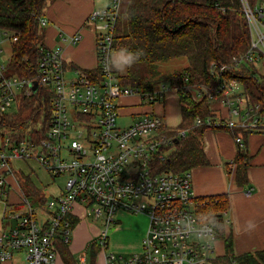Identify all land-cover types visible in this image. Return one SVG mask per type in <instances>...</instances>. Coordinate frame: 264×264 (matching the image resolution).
I'll return each mask as SVG.
<instances>
[{
	"label": "built area",
	"instance_id": "1",
	"mask_svg": "<svg viewBox=\"0 0 264 264\" xmlns=\"http://www.w3.org/2000/svg\"><path fill=\"white\" fill-rule=\"evenodd\" d=\"M239 1L249 30L248 48L233 56L229 64H211V68L224 73L248 64L254 77L264 75L260 70L264 67V0ZM119 4L120 0H113L111 7L93 10L87 17L96 33L98 59V71L90 76L84 70L69 68L60 47L38 46L34 77L6 74L7 64L0 57V121L3 114L11 112L5 109L17 104L21 96L38 90L50 96L48 122L44 116L39 117L37 131L32 132L30 126H0V187H6L8 176L14 173L9 162L13 157L35 159L52 177L66 173L64 190L48 198L45 207L39 205L45 210L40 221L21 191V206L10 215L16 218V225L0 232V262L23 253V264H56V238L69 243V215L75 216L73 207L78 204L92 219L104 223L95 242L102 248L105 264H213L214 229L199 221L194 212L197 196L189 172H154L150 164L161 146L171 143L167 131L175 130L177 137H184L187 129L165 127L161 115L153 111L134 115L122 127L116 123L118 100L123 96H138L141 104L152 105L164 100L168 92L193 94V87L199 99L207 87L189 83L186 75L180 76L179 83L166 79L150 89L121 83L111 66ZM46 22L45 17L39 18L41 26ZM3 34L7 32L0 34V55L6 39ZM81 37L76 32L62 40L75 44ZM8 39L12 44L16 36L9 35ZM11 57L12 51L8 64ZM66 72L73 73V77L68 78ZM225 92L229 96L221 102L238 120L220 115L197 116L195 125L239 127L248 132L264 126V111L258 112L260 105L252 103L249 94L233 93L228 88ZM235 141L243 145L240 136ZM118 209L144 211L148 216L140 249L127 255L105 254L107 230ZM78 260L86 261L84 252Z\"/></svg>",
	"mask_w": 264,
	"mask_h": 264
},
{
	"label": "trees",
	"instance_id": "2",
	"mask_svg": "<svg viewBox=\"0 0 264 264\" xmlns=\"http://www.w3.org/2000/svg\"><path fill=\"white\" fill-rule=\"evenodd\" d=\"M51 1L0 0V30L16 36L11 44L9 65L19 75L34 77L37 49L44 44V27L40 25L39 18ZM250 1L254 3L256 0ZM248 45L249 30L239 0H129L125 17L119 13L111 52L127 50L135 53L138 58L131 66L138 63L145 65L144 72L128 67L123 73L112 66L121 83L150 89L166 79L179 83L180 76L186 75L189 83L207 87V92H203L198 100L193 99L190 92H180L182 121L176 128H186L187 134L177 137L175 130L166 132L171 137V143L162 145L159 154L153 155L150 164L154 172H183L207 163L202 133L206 128L214 127L209 124L195 125L194 119L217 114L210 106L229 96L225 89L233 87L228 82H241L243 92L249 94L251 102L259 103L258 112L264 111V75L254 77L248 64L224 73L219 72L218 68L216 71L211 68L213 64H229L232 57L243 54ZM179 56L186 58L184 67L170 72L160 71L159 63ZM93 71L97 72L98 69H84L89 76ZM41 93L43 91L38 90L29 96H21L16 104L17 111L3 114L1 128L30 126L33 132L41 116L47 123L50 96ZM219 128L230 131L234 140L240 136L243 141L242 146L236 143L237 152L233 160L235 181L243 185L247 181L249 162L245 137L251 132L264 134V126L251 132L239 127ZM19 176L21 189L27 197L32 196L37 202L48 199L28 176ZM196 200L194 212L198 220L212 225L215 240L224 239L225 251L213 257V264H264V251L234 253L232 237L224 232V212L229 207L226 193L197 196ZM69 221L73 227L78 219L69 215ZM67 244L61 238H56L57 250L64 264H75Z\"/></svg>",
	"mask_w": 264,
	"mask_h": 264
},
{
	"label": "crops",
	"instance_id": "3",
	"mask_svg": "<svg viewBox=\"0 0 264 264\" xmlns=\"http://www.w3.org/2000/svg\"><path fill=\"white\" fill-rule=\"evenodd\" d=\"M112 1L53 0L49 2L43 13L47 19L44 27V45L60 47L67 66L70 68L75 67L80 70L95 68L98 64L96 33L83 25H85L90 12L106 6ZM76 32L82 34L81 40L77 43L70 44L68 41L62 40L63 36ZM166 97H168L167 105L170 107L167 109L168 119L165 116ZM118 104V116L121 115L120 108L127 107L134 109V112L128 114L132 118L141 112L153 111L160 114L167 127H178L182 121L180 99L174 92H168L164 100L152 105L141 104L138 96H123L118 100ZM210 108L215 109L216 115L238 120V116L234 117L231 110L223 106L222 102L213 103ZM202 140L207 163L187 170L194 194L206 196L226 193L229 207L224 212V232L226 236L230 234L232 237L234 253L238 255L246 252L264 251V134L251 132L245 137L249 162L246 169L247 181L243 185L236 183L235 164L231 166L237 152V144L232 133L223 128L209 127L203 131ZM9 162L14 173L8 176L6 187H0L1 194L9 196V199L4 203L3 212L0 214V232L8 230L17 223L16 218L10 216L13 212L7 215L6 210L9 208L16 211L21 206L19 198L22 183L18 179L20 174L28 176L33 185L46 198H51L62 191L58 188L53 190L50 197L46 196L44 187L51 185L55 177H52L35 159L13 157ZM40 175L44 182L40 179ZM46 200L44 202L36 200V202L45 207ZM73 214L78 219L76 225L87 216L85 208L78 204L74 205ZM216 246L218 251L215 255H222L225 251L224 239L214 240V249ZM15 256L16 259L13 260ZM102 257L105 264L103 252ZM0 264H23V262L19 260L17 254H14L11 259L2 261Z\"/></svg>",
	"mask_w": 264,
	"mask_h": 264
},
{
	"label": "rangeland",
	"instance_id": "4",
	"mask_svg": "<svg viewBox=\"0 0 264 264\" xmlns=\"http://www.w3.org/2000/svg\"><path fill=\"white\" fill-rule=\"evenodd\" d=\"M113 2V1H112ZM112 2L106 6L101 7V9H106L107 7H111ZM129 4V0H120L119 4V11H120V16L125 17L126 13V8ZM41 17H45L44 15H41ZM44 25L43 27H45ZM84 27H87L92 29L93 31V25L90 21H87ZM0 30V34H1ZM10 33L7 32V34H3V36L6 37L4 41L2 42V47L4 49L3 53L0 55L2 60L7 64V67L5 69L6 74L10 73H16L14 68H12L9 64V57L11 55V44L8 39ZM120 52H113L112 53V61L115 59ZM186 64V58L184 56H179L173 59H170L168 61H164L159 63V69L161 72H170L174 69H180L184 67ZM70 68V67H69ZM68 68V69H69ZM130 68L132 69H137L139 72H144L145 71V65L143 63H138L135 66H131ZM264 73V67L260 69ZM127 68L123 71L119 70V72L123 73L126 72ZM66 76L68 78L73 77V73L71 72H66ZM229 85L233 87V89H229L230 92L233 93H241L243 92L244 86L241 82H234L230 81L228 82ZM193 92L192 97L195 100H198V93L195 90V87L191 89ZM197 93V94H196ZM16 95L19 96V91H16ZM168 97H166V119L167 117V109L170 107L167 105L168 104ZM134 102V101H132ZM131 103V102H127ZM211 107V106H210ZM212 109V108H211ZM6 110H9L11 112H16V104L15 102L10 105V107ZM137 110V109H136ZM134 112V109L132 108H127V107H121L119 115L117 117L116 123L118 126L122 127L127 125L129 122L132 120V116L128 115L129 113ZM236 117L235 115H233ZM18 176V179L21 180ZM65 177L66 173H63L61 175L55 176L54 181L52 182L51 185H46L44 187V193L46 196H49L53 190H57L58 188L60 191L64 190V183H65ZM40 179H44L40 175ZM21 182V181H20ZM50 197V196H49ZM29 200L31 201V204L34 208L35 214L37 216V219L40 221V219L43 216V208L40 207L36 200L32 197H28ZM52 198V197H51ZM9 199V196L1 194L0 190V214L3 212L4 209V203ZM89 209V208H88ZM122 210V211H120ZM124 209H118L117 212L114 214V222L111 223L107 230V247L105 249V254H108L110 252L114 253H119V254H124L127 255L130 252L137 251L140 249L141 245V240L143 236L145 235V231L148 225V216L144 211H139V212H131L127 211ZM15 210L12 209L10 210L7 208L6 214L8 215L11 212H14ZM105 228L104 223L102 222L101 219H92L91 215H87L85 218H83L78 225H75L71 228V233H70V240L69 243L67 244L68 248L70 249V252L72 254L73 260H75V264H104L103 262V257H102V248L97 250L99 248L98 243L95 242V239L97 238V235L101 230ZM97 250L95 253L93 251ZM217 246L216 249H214V254L212 256H215V253H217ZM85 253L86 255V261L84 263H80L78 260V257L81 253ZM19 260L23 262V253H18L17 254ZM16 259V256L14 257L13 260ZM56 264H64L62 261L60 254L58 252V255L56 257Z\"/></svg>",
	"mask_w": 264,
	"mask_h": 264
},
{
	"label": "clouds",
	"instance_id": "5",
	"mask_svg": "<svg viewBox=\"0 0 264 264\" xmlns=\"http://www.w3.org/2000/svg\"><path fill=\"white\" fill-rule=\"evenodd\" d=\"M137 58L138 57L135 53L129 52L127 50H121L119 55L113 59L111 66L123 71L126 68L131 67Z\"/></svg>",
	"mask_w": 264,
	"mask_h": 264
},
{
	"label": "water",
	"instance_id": "6",
	"mask_svg": "<svg viewBox=\"0 0 264 264\" xmlns=\"http://www.w3.org/2000/svg\"><path fill=\"white\" fill-rule=\"evenodd\" d=\"M35 89H36V82H34L32 85V90L34 91Z\"/></svg>",
	"mask_w": 264,
	"mask_h": 264
}]
</instances>
